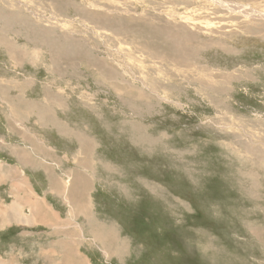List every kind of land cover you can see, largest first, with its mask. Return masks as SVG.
Listing matches in <instances>:
<instances>
[{"label": "rangeland", "instance_id": "obj_1", "mask_svg": "<svg viewBox=\"0 0 264 264\" xmlns=\"http://www.w3.org/2000/svg\"><path fill=\"white\" fill-rule=\"evenodd\" d=\"M222 1L0 0V142L98 264H264V0Z\"/></svg>", "mask_w": 264, "mask_h": 264}, {"label": "crops", "instance_id": "obj_2", "mask_svg": "<svg viewBox=\"0 0 264 264\" xmlns=\"http://www.w3.org/2000/svg\"><path fill=\"white\" fill-rule=\"evenodd\" d=\"M33 151L37 159H41L39 155H43V159L52 160L56 155V147L47 148L44 144L41 146L40 141L37 142V147ZM7 152L17 160L14 162L5 160ZM37 159L35 160L31 151L21 148L20 144L8 145L0 142V264H98L99 254L90 253L84 244L88 239L87 219L90 220V217L82 210L84 207L82 199L79 203L83 205L81 212L73 216L71 205L50 186L49 178L58 176L55 172L45 169L49 183L42 186L43 193L41 194V191H37L33 184L32 186L28 184L24 174L20 171L23 170L22 168L13 169L19 164L26 169L29 166L40 167L37 165L39 162ZM29 161L31 164H27ZM33 171L41 174V169L37 168ZM74 173L72 172V176ZM58 177L61 179L60 176ZM78 177L83 176L79 174L76 178ZM25 182H27L28 191L23 189ZM79 186V191L76 189V193L83 194L85 191L82 190V185ZM34 193L37 197L33 198L31 194ZM50 194L61 197L65 203L54 202L49 199ZM27 198L33 203H25ZM56 203L67 205L69 207L65 212L67 214H63ZM77 203L76 206H78ZM83 213H85L84 221L81 219ZM90 237L93 238L92 240L101 242L98 236L90 235Z\"/></svg>", "mask_w": 264, "mask_h": 264}, {"label": "bare ground", "instance_id": "obj_3", "mask_svg": "<svg viewBox=\"0 0 264 264\" xmlns=\"http://www.w3.org/2000/svg\"><path fill=\"white\" fill-rule=\"evenodd\" d=\"M213 1H214L215 5H218L219 4V5L223 6V7H226V4L222 0L221 1L220 0H213ZM228 9L230 11H233V12H242L243 11V7H237L235 4H233V5L228 4ZM250 15H252L254 17H259L257 19H260L261 18V20L262 19L264 20V14L263 13H257L256 12V13H252ZM246 17H248V16H246ZM192 33H194V32L192 31ZM2 36H4V34L0 33V40L2 39L1 38ZM161 37L166 39L165 42H167V43L170 42V44L168 45V48L169 47L171 48L172 53H174V47L178 43L184 44V43H186L188 41L192 42V40L190 39L191 36H190L189 33H187L186 31L182 33L180 31H176L175 29L168 30L166 35H164L163 33H161ZM0 44L4 45V48L6 49L9 57H12V58L16 57L18 51H17L16 45H14V43H12V42H10V43L3 42V43H0ZM168 54H169V52H168ZM164 55H166V54H164ZM160 57H162V55H160ZM18 170H19V168H18ZM12 208H14V207H12ZM19 215H22V214H19ZM2 218H4V216Z\"/></svg>", "mask_w": 264, "mask_h": 264}]
</instances>
